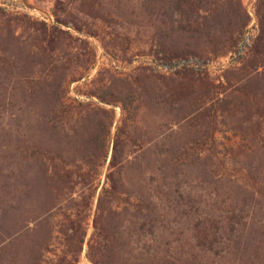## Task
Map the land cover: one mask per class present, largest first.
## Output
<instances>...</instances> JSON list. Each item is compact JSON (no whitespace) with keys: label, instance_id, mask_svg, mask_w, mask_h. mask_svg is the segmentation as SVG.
<instances>
[{"label":"rangeland","instance_id":"rangeland-1","mask_svg":"<svg viewBox=\"0 0 264 264\" xmlns=\"http://www.w3.org/2000/svg\"><path fill=\"white\" fill-rule=\"evenodd\" d=\"M98 231L264 264V0H0V264H96Z\"/></svg>","mask_w":264,"mask_h":264},{"label":"trees","instance_id":"trees-1","mask_svg":"<svg viewBox=\"0 0 264 264\" xmlns=\"http://www.w3.org/2000/svg\"><path fill=\"white\" fill-rule=\"evenodd\" d=\"M111 162H113V154H112V157H111ZM120 188L119 187H116V186H112L111 190H114V191H118ZM110 189H108L107 187L105 188V191H109ZM110 202H111V207L108 209L109 211L108 212H111L113 211L112 208L114 206V204H119L118 201H116V197H114L112 194H110ZM100 199V198H99ZM125 204H124V207H123V211L127 212L128 209L130 208V201L126 198L125 200ZM138 205L139 204H136L135 203V206L134 208L135 209H138ZM137 206V207H136ZM151 210V209H150ZM140 212V210H139ZM99 234V235H98ZM135 232L133 231L132 232V235H134ZM96 235H97V248H96V255H97V259H93V261L96 263V264H111L112 263V251L114 249V246H116V244H114V241H116L114 235L112 234H109L108 235L105 233V232H101V231H98V233L96 232Z\"/></svg>","mask_w":264,"mask_h":264}]
</instances>
